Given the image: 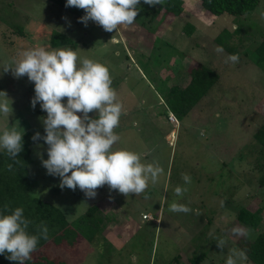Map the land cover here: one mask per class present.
<instances>
[{
  "label": "rangeland",
  "instance_id": "rangeland-1",
  "mask_svg": "<svg viewBox=\"0 0 264 264\" xmlns=\"http://www.w3.org/2000/svg\"><path fill=\"white\" fill-rule=\"evenodd\" d=\"M181 1V14L168 21L159 13L151 23L152 32L144 27L141 9L147 4L143 0L132 25L107 32L91 20L87 26L79 22L84 11L75 17L53 0H0V65L37 45L69 49L50 46L49 34L59 30L71 35L78 57L108 67L117 101L123 105L114 129L120 140L113 150L141 153L143 163L155 162L163 169L158 182L149 181L139 195L125 197L105 185L89 199L79 188L59 187L60 178L48 175L41 164L40 156L48 158L47 145L43 140L33 141L28 165L36 182L32 194L58 207L68 221L96 205L95 214L103 226L98 246L85 240L73 246L49 245L45 250L49 256L68 264H191L189 258L203 251L198 264H225L232 249L241 250L239 241L264 229V182H259L264 161L261 170L253 139L264 122V69L243 52L264 39V0L237 21L226 13L208 14L197 0ZM185 23L192 26L189 33L183 29ZM236 26L242 31L228 43L239 49V60L226 63L229 53L215 51L214 37ZM198 63L213 69L217 82L182 119L169 120L162 90L171 85L184 87L190 69ZM0 91L7 93L13 109L8 118L0 114V133L16 128L21 134L45 135L41 118L46 113L39 103L31 107L34 84L27 76L16 79L11 71L0 69ZM183 173L190 175L191 184L185 185ZM177 186L188 190L176 196ZM173 202L192 211H169ZM241 207L260 211L257 228L238 222ZM234 227L247 230V236L234 235ZM220 238L226 241L223 250L216 244Z\"/></svg>",
  "mask_w": 264,
  "mask_h": 264
},
{
  "label": "clouds",
  "instance_id": "clouds-1",
  "mask_svg": "<svg viewBox=\"0 0 264 264\" xmlns=\"http://www.w3.org/2000/svg\"><path fill=\"white\" fill-rule=\"evenodd\" d=\"M154 7L161 0H143ZM141 0H66L65 7L82 9L79 22L87 26L89 20L107 32L120 25H132L140 11ZM216 52L222 53V46ZM238 54H229L225 62L237 63ZM14 78L27 76L34 84L31 107L39 103L46 113L41 118L45 135L36 132L33 141L43 140L47 145V159L40 156L48 175L60 178L59 187L75 191L79 188L86 198L96 197V190L105 185L110 191L129 196L143 193L151 181L158 182L163 169L153 163H143L141 153L113 150L120 136L114 129L119 126L123 105L117 101L108 67L89 58H80L72 49H51L37 45L17 53L10 62L0 65ZM66 98V101H65ZM7 93L0 91V114L12 115ZM94 114V115H90ZM23 134L16 128H5L0 133V151L14 160L22 151ZM39 155V154H38ZM12 170V164L7 166ZM185 185L191 184L190 175L183 173ZM187 187L177 186L176 196H183ZM111 199V197H109ZM169 211L189 213L192 210L173 202ZM32 222L25 218L24 209L0 210V255L15 264H25L36 251L41 238H48V228L41 222L37 234L28 232ZM236 236H247V230L232 228ZM217 247L223 250L226 241L218 239ZM247 260L243 250L232 249L225 264H239Z\"/></svg>",
  "mask_w": 264,
  "mask_h": 264
},
{
  "label": "trees",
  "instance_id": "trees-1",
  "mask_svg": "<svg viewBox=\"0 0 264 264\" xmlns=\"http://www.w3.org/2000/svg\"><path fill=\"white\" fill-rule=\"evenodd\" d=\"M200 8L208 14L219 16L223 13L229 14L234 20L246 18L260 0H197ZM57 6L79 17L82 9L75 7H65L66 0H53ZM181 0H161V3L151 7L145 5L141 9L144 26L152 32L151 23L155 21L156 16L162 13L170 21L172 16H179L182 12ZM165 18V17H164ZM162 18V19H164ZM142 21V24H143ZM147 22V23H145ZM151 26V27H150ZM189 33L192 26L185 23L183 29ZM20 33V27H17ZM242 29L237 27L234 31L222 29L214 37L217 46H222L223 50L229 54H237L239 49L228 43L234 34H240ZM50 46H67L74 50L77 43L71 35L59 30H53L49 34ZM250 60L257 66L264 69V39L253 48L243 51ZM218 80L217 73L209 66L198 63L189 71V81L184 87L171 85L162 90V101L168 114H171L174 120L182 119L192 108L205 96ZM23 144L22 151L14 160L10 159L3 151H0V210L7 205L9 210L16 207L24 209V216L32 223L29 225L28 232L37 234V228L43 222L48 228V238L39 240L36 251L31 254V259L25 261V264H68L60 258H53L45 253L49 245L59 247L62 244L73 246L77 241L85 240L94 245L100 241L99 233L103 226L101 217L97 216V206H90L85 213L81 214L73 221H68L62 211L32 194L36 182L30 176L28 165L32 162L31 148L33 143V134L29 131L22 133ZM253 139L256 147L255 161L259 169H263L264 161V122L253 133ZM12 164V170L7 166ZM259 182H264V174H260ZM237 220L244 226L255 229L258 227L261 216L260 211L251 212L241 207L238 210ZM241 250L246 253L247 261L251 264H264V229L257 232L253 238H244L237 243ZM98 246V245H97ZM205 252L193 254L189 258L191 264H198L204 257ZM108 257V255H107ZM0 264H15L5 255H0Z\"/></svg>",
  "mask_w": 264,
  "mask_h": 264
},
{
  "label": "built area",
  "instance_id": "built-area-1",
  "mask_svg": "<svg viewBox=\"0 0 264 264\" xmlns=\"http://www.w3.org/2000/svg\"><path fill=\"white\" fill-rule=\"evenodd\" d=\"M168 119H169V120H174V118H173V116H172L171 114H168ZM146 216H147L148 218H151L150 215H143V218L146 217Z\"/></svg>",
  "mask_w": 264,
  "mask_h": 264
}]
</instances>
